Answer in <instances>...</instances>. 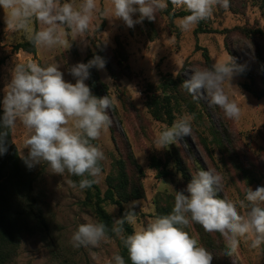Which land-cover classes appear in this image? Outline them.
Returning <instances> with one entry per match:
<instances>
[{
    "label": "rangeland",
    "instance_id": "rangeland-1",
    "mask_svg": "<svg viewBox=\"0 0 264 264\" xmlns=\"http://www.w3.org/2000/svg\"><path fill=\"white\" fill-rule=\"evenodd\" d=\"M79 3L80 0H62ZM111 0H97V10L87 32L73 35L66 29L71 47L36 48L35 55L16 49L29 39L23 32H9L0 8V98L11 79L15 65L33 60L47 66L58 64L66 82L75 83L69 69L78 63H88L90 55L105 56L103 69H97L102 84V97L114 101L109 110L111 125L95 141L105 155L102 174L97 185L104 193L107 178L115 175L122 162L131 181L142 188L143 198L135 200L138 224H147L162 210L170 214L176 191L186 189L199 170L214 169L222 175L219 198L234 202L244 199L248 187L264 186V97L258 99L244 90L252 84L264 92V4L256 0H230L225 10L219 6L213 15L199 22L190 31H181L177 24L182 17L170 20L166 11L171 4L129 28L110 12ZM139 13L133 14V19ZM39 30L38 22L33 23ZM211 64L227 62L230 57L238 71L224 88L230 99L242 109L238 120L229 119L218 106H210L206 96L190 95L181 85L191 75V69L207 67L204 53ZM94 57H92L93 59ZM104 59V58H103ZM91 60V59H90ZM89 60V61H90ZM240 67L249 70L250 78L240 75ZM182 79V80H181ZM166 81H175V91L165 90ZM89 86V78L85 80ZM176 93L172 102L174 119L194 115L193 135L185 136L166 149H156L158 133L172 123L157 120L148 106L150 99H162ZM27 129L18 121L12 129V139L20 155L27 156L24 140ZM157 160L160 168L154 167ZM38 179L34 194L42 202L47 230L38 235H26L13 264H104L114 254L121 255V241L109 236L98 247H73L71 237L82 223H97L98 219L87 203V189L72 188L68 181L80 177L51 173L47 164L32 167ZM183 169V170H182ZM160 172L168 175L162 177ZM187 194V193H185ZM133 201L125 204V210ZM105 209L121 218L119 208L110 203ZM132 226V225H131ZM133 231H134V226ZM213 254L212 264H264V245L252 249L250 242L241 241L238 251L226 255V242L219 233H208L196 223L186 229Z\"/></svg>",
    "mask_w": 264,
    "mask_h": 264
},
{
    "label": "clouds",
    "instance_id": "clouds-1",
    "mask_svg": "<svg viewBox=\"0 0 264 264\" xmlns=\"http://www.w3.org/2000/svg\"><path fill=\"white\" fill-rule=\"evenodd\" d=\"M183 9L187 15L178 21L181 31H190L199 22L209 19L219 6L225 10L230 0H111V16L123 20L131 28L145 18L155 20L156 13L169 7ZM4 22L9 32H23L36 48L71 47L66 29L73 35L87 32L97 10V0L62 2V0H0ZM139 13L134 20L133 14ZM38 22L39 30L33 23ZM103 69L105 61L94 56L88 63L72 66L70 74L76 82H66L58 64L41 66L28 60L11 70V79L3 91L0 117V155L7 152L9 130L19 121L28 131L21 157L31 169L36 164H47L51 173L80 177L68 183L84 190L97 183L102 174L101 162L105 155L94 144L102 131L112 123L109 110L114 101L108 96L92 94L85 80L89 69ZM230 57L227 62H215L211 67L191 69L182 87L196 97L206 96L210 106H218L224 115L238 120L240 105L230 99L224 84L238 71ZM194 115H184L162 129L154 143L156 149H166L185 136L192 137ZM223 177L214 169L199 170L186 189L176 191L170 214L156 215L147 224L137 222L138 202L133 201L121 218L113 220L111 232L127 250L131 264H212L213 254L186 230L192 223L205 232L219 233L226 242V255L235 254L241 241L250 242L252 249L264 245V186L248 187L244 199L232 201L219 198ZM187 193V194H185ZM125 223L134 226L125 235ZM104 223H82L71 237L73 247H98L109 239ZM104 264H125L122 255L114 254Z\"/></svg>",
    "mask_w": 264,
    "mask_h": 264
},
{
    "label": "trees",
    "instance_id": "trees-1",
    "mask_svg": "<svg viewBox=\"0 0 264 264\" xmlns=\"http://www.w3.org/2000/svg\"><path fill=\"white\" fill-rule=\"evenodd\" d=\"M256 1L264 4V0ZM166 14L170 20H174L189 13L186 11L171 13L167 10ZM16 49L33 55L37 52L36 47L29 40L19 43ZM92 57L94 56H88L85 61H89ZM204 57L207 67H211V59L207 52L204 53ZM103 58L109 67L108 59L105 56ZM3 64L4 59H0V67ZM89 73V88L93 95L101 98L102 84L99 80L98 71L95 67H92L89 69ZM240 75L250 78L249 70L245 67H240ZM175 86V81H166L164 83L165 90L171 89L175 91ZM243 88L258 99L264 97V92L254 88L252 84L244 83ZM175 99L177 97L174 92L170 95H165L162 101L161 99H150L148 106L157 120L172 123L174 115L172 114L173 109L171 104ZM0 102H2L1 98ZM2 115L3 108L2 103H0V117ZM93 143L95 144V141ZM6 146L7 152L0 155V264H13L23 238L26 235L45 233L48 226L42 202L34 194L38 176L32 168L29 169L27 167L21 158L19 149L12 139V129L9 130ZM154 167L156 169L160 168L157 160H154ZM160 174L162 177L168 175L166 172H160ZM107 184L108 189L104 193H102L96 183L91 188H87V203L93 209L98 222L104 223L109 229L108 235L114 236L111 232L113 218L105 209V204L116 205L122 217L125 212V204L143 198V192L139 184L130 180L122 162H118L116 174L108 176ZM166 214H169L168 211L162 210L158 215ZM124 229L125 235L132 234L133 232V227L127 223H125ZM120 253L125 260V264H131L127 250L123 245H121Z\"/></svg>",
    "mask_w": 264,
    "mask_h": 264
}]
</instances>
